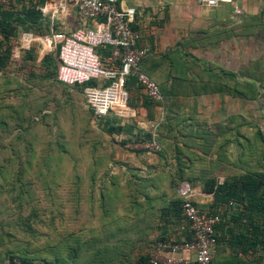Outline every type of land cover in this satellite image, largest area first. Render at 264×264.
I'll return each instance as SVG.
<instances>
[{"label":"rangeland","instance_id":"obj_1","mask_svg":"<svg viewBox=\"0 0 264 264\" xmlns=\"http://www.w3.org/2000/svg\"><path fill=\"white\" fill-rule=\"evenodd\" d=\"M11 3L21 8L29 0ZM230 3V7L222 3L208 9L212 33L198 29L196 48H190L188 40L179 46L186 58L212 61L217 70L251 72L259 79L260 90L255 92L245 84V97L230 95L222 102L228 107L230 138H236L235 129L239 131L231 159L242 161L217 172L221 181L232 174L264 171V0ZM43 13L51 27L62 29L68 23L60 13L55 17L52 12ZM70 23L81 26L75 20ZM25 29H17L11 40V60L0 70V264H15L18 260L13 257L24 252L41 264H106V252L95 254L97 248L85 239L98 235L94 225L100 213L97 198L113 177L115 139L93 117L80 88L61 83L58 69L47 75L43 57L56 56V52L43 47L46 33L30 30L36 39L22 47ZM208 43L210 48H206ZM30 48L36 59L24 60ZM247 79L239 78L246 83ZM205 104L211 103L206 100ZM195 186L203 190V180ZM207 195L210 201L201 196L202 204L214 201V195ZM238 211L236 207L228 215ZM181 227V231L188 230ZM76 248L74 262L61 260ZM219 252L225 261L235 255L228 241L220 243ZM239 256L246 257L247 264H264V246Z\"/></svg>","mask_w":264,"mask_h":264},{"label":"crops","instance_id":"obj_2","mask_svg":"<svg viewBox=\"0 0 264 264\" xmlns=\"http://www.w3.org/2000/svg\"><path fill=\"white\" fill-rule=\"evenodd\" d=\"M59 2L60 0H49L46 6H53L49 10L42 7L43 12L56 11ZM225 4L226 7L231 6V3ZM120 5L136 10L135 22L142 33L140 45L150 48L146 67L161 81L166 78L170 82L181 74L176 68H171L170 61L165 59L173 56L171 52L174 49L182 46L186 40L191 42L190 48H196L194 36L198 29L212 33V14L208 10L210 8L201 5L198 0H120ZM57 13L68 21L59 29L61 31L72 32L77 29L79 26L72 27V20L81 26L84 24L73 7L66 11L58 10ZM211 46L208 43L205 47ZM182 49L179 50L183 54ZM197 63L202 68L213 64L212 61ZM173 91L172 97L175 100L170 101L166 107L156 106L153 110L140 106L142 100L139 99V94L143 96L145 90L132 87L130 99L139 106L140 114L136 118L121 122L125 129L115 135L116 156L112 160L114 167L110 173L119 180L125 191L122 193L120 188L109 187L110 202L106 206L107 213H104L101 201L98 203L99 218L94 222L98 226L96 239L101 240L105 246L108 245L111 252L124 253L123 256L131 258L133 264L141 256L150 253L152 244L166 234L167 230L174 237L181 235L179 227L172 222L167 224L160 211L173 197L171 175L180 170L185 176L202 175L206 172L205 163L216 161L218 156L215 150L208 149L216 143L210 135L208 137L211 141L208 140L207 133L212 134L213 131L222 129L221 126L213 130L214 123L222 124L224 120L227 125L228 107L222 105V102H226L227 95L223 96L219 92L194 96L175 87ZM206 100L211 104L206 105ZM150 115H154V119ZM152 125L157 126L156 134L161 137L164 153L161 155L132 150L130 141L134 135L139 131L151 132ZM204 130L208 131L203 132ZM192 185L196 190L197 203H204L205 199L202 197H207V193L202 189L199 192L193 183ZM100 195L99 192L98 196ZM134 195L138 200L134 199ZM149 196L153 198L151 201L148 200ZM209 198L208 196L210 201ZM185 226L189 230V225Z\"/></svg>","mask_w":264,"mask_h":264},{"label":"trees","instance_id":"obj_3","mask_svg":"<svg viewBox=\"0 0 264 264\" xmlns=\"http://www.w3.org/2000/svg\"><path fill=\"white\" fill-rule=\"evenodd\" d=\"M48 1L49 0H29V5H23V7L19 8L13 5L14 3H11L12 0H8L7 3L0 6V70L4 69L11 60L13 50L11 40L17 35V29L19 26L26 28L25 30L28 33H31L30 30H35L39 34H47L50 32V21L44 16L42 10V7H44ZM132 26L136 29H139V26L136 22H134ZM98 51L100 52L102 58L105 59L107 56L111 55L112 47H101L98 49ZM26 52L27 58H24V60L36 59L33 48H30ZM171 53L173 56H167L165 59L166 61H170L169 63L171 64V68H176L179 72H181V74L175 77V80H171L170 82H168L166 78L163 79L164 81H161L154 74V72L147 69L146 60L150 54L144 60L142 70L151 78H153L159 85L164 95V101H154L145 92L143 96L139 94V99L142 100V105L140 106L153 110L156 106L166 107L170 101L175 100L173 99L174 97H172L174 94V87L176 89L178 88L180 91L183 89L185 94L194 96L220 92L223 96L233 95L236 97H245V84H248V89H251L255 92L260 90V88L257 86V81L259 79L252 75L251 72L243 73L241 75L237 72H227L224 69L217 70L213 64L210 67L207 66L202 68V66L197 63L200 60L184 57L187 53L185 55L182 54L179 48L174 49ZM42 61L43 65H46L49 68L47 71L48 76L53 75L55 73V69L59 68L58 53H56V56L52 54L44 56ZM177 61L183 62L179 63ZM240 77H247L248 82L246 83V81L239 80ZM95 83L96 81H91L87 84L93 85ZM87 84L69 87H78L84 94V88ZM133 86L143 88V85L139 82L136 76H129L126 79L125 84V87L129 93ZM128 104L130 107L136 110V116L134 118L138 117L140 114L138 109L139 106L130 99V94ZM89 109L96 121L107 128L106 132L113 136L114 139L116 134H120L125 129L121 125V122L124 120V118H120L115 115L97 117L93 109ZM150 117L154 119V115H150ZM221 126L222 129H219ZM215 129H219L220 131H213L212 134L207 133V138L209 140L210 137H208V135H210L211 139L214 141V143H216L212 147L209 146L208 148L217 152L218 156L216 161L205 163V169L207 170L206 172H203L202 175L185 176L184 172L181 170L178 173H173L170 178L173 189V197L171 200L165 203L160 211L162 213V218L166 220L167 224L172 222L174 225L179 227V230H182V224L189 225V222L183 216L184 199L178 193V186L184 181H188L194 185H197L198 181L203 180L204 192L214 195V201L211 204H197L203 212L219 215L222 218L221 222L217 225L219 244L218 254L215 258V264H247L249 262L246 257L241 258L239 255L241 253L247 254L251 251L256 252L260 246H264V171H247L240 174H232L226 177L224 181H221L218 178L217 172L222 171L224 168H229L230 165L235 166L241 160L240 158L232 160L230 156L232 144L238 143L237 136L239 131L238 129H235L233 135H236V138H230L228 124L223 126V123H214L213 130ZM207 131L208 130H204L203 132ZM143 137L151 140L153 134L148 131H139L134 135L130 143L133 141L143 142ZM156 141L160 145L161 149L152 153L162 155L164 153V145L159 135L156 137ZM240 145L242 147L244 146L243 143ZM137 152L150 151L138 150ZM108 182L109 183L106 182V189L102 190L100 197L98 196L97 198L98 201H101L104 213L108 212L106 206L110 202L108 196L109 187L113 186L114 189H122L123 187L120 186L119 180L116 177H112L111 181L109 180ZM134 199L138 200L135 195ZM152 199L153 198L149 196L148 200L151 201ZM236 207L239 208V211L228 215V213ZM166 227H168V225H166ZM167 231L168 232L166 234L161 236L152 244V249L159 241L180 242L191 238L189 230L181 231V235L179 234L177 237H174L170 230ZM85 240L86 243H92L93 246L97 248L95 254L99 255L101 252H106L107 257L109 258L106 264H133V260L131 258L124 257V253L121 254V252H111L109 250V246H105L104 243L101 240H97L95 236L86 238ZM225 241H228L230 247L235 251V255L231 256L229 261L221 259L219 254L220 243H224ZM77 250V248L70 249L69 254H65L64 257L62 256L61 260L63 262H74L77 257ZM13 259L18 260L15 264H41L36 261L35 257L28 254L27 252L18 254L13 257ZM150 259V253H148L147 255H143L137 259L135 264H150ZM45 264H57V262L51 263L46 261ZM102 264H105V262Z\"/></svg>","mask_w":264,"mask_h":264},{"label":"built area","instance_id":"obj_4","mask_svg":"<svg viewBox=\"0 0 264 264\" xmlns=\"http://www.w3.org/2000/svg\"><path fill=\"white\" fill-rule=\"evenodd\" d=\"M233 0H198L207 7H218ZM8 0H0V6ZM73 7L84 22L72 32L57 30L54 26L42 37L46 51L56 52L59 57L58 80L68 86L85 85L84 96L89 108L97 117L115 115L124 119L136 116L129 106V92L125 87L129 76H136L148 96L157 102L164 95L156 83L142 70L144 60L150 54L148 46H141L142 33L132 26L136 10L123 8L120 0H60L56 11ZM32 33H25L22 47L35 40ZM112 47L111 55L105 59L98 51L101 47ZM156 125H152L151 140L133 141L135 150L159 151L156 141ZM184 199L183 216L189 222L190 239L180 242L159 241L150 251V264H215L218 252L217 225L219 215L205 213L195 199L194 186L184 181L178 186Z\"/></svg>","mask_w":264,"mask_h":264}]
</instances>
